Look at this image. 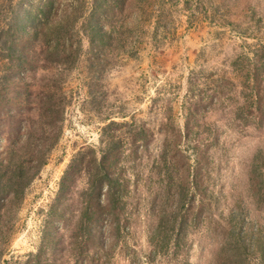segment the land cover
<instances>
[{
  "label": "rangeland",
  "instance_id": "rangeland-1",
  "mask_svg": "<svg viewBox=\"0 0 264 264\" xmlns=\"http://www.w3.org/2000/svg\"><path fill=\"white\" fill-rule=\"evenodd\" d=\"M0 159V264H264V0H0Z\"/></svg>",
  "mask_w": 264,
  "mask_h": 264
},
{
  "label": "trees",
  "instance_id": "trees-1",
  "mask_svg": "<svg viewBox=\"0 0 264 264\" xmlns=\"http://www.w3.org/2000/svg\"><path fill=\"white\" fill-rule=\"evenodd\" d=\"M61 27H58L57 30H59V31L62 30ZM42 28H45V31L50 30V29H47L45 25L41 26V29ZM103 33H106V32H103ZM38 35H39V32L35 31L34 37L36 39H38ZM48 111L50 114L52 112L56 113L55 104H53V105L51 104L50 106H48ZM55 122H57V119L56 120L52 119V121H48V123H46V125L50 129V128L54 127V125H52V123L55 124ZM47 138H48V140L50 139V137H47ZM54 143H55V137L52 136L51 142L49 144H46L47 148L52 147ZM13 162H16V161L13 160ZM0 163L7 165V166L9 165L8 164L9 162H6L5 159L4 160L0 159ZM16 163L17 164H16V166H14L13 174L11 176H9L8 180H7V182H9L13 186V188L11 190H14V191L13 192L10 191L12 193H9V195L10 196L12 195L14 199H17L21 196V193H23L24 189L26 188L28 181L31 179V178L30 179L26 178V180L24 181V176L22 175V173H23L22 172L23 162L18 160ZM41 165L42 164L40 163V166ZM95 168L99 172H102V178H104V180H101V175H100V177H97L98 180L93 179L92 181H89V183H88V188L85 191V193H88L87 202H86L87 207L83 211V216H84L85 221L89 220L88 214H90L92 212L91 211V205L93 206V204H96L99 211H102V209L105 207V205L108 206V211L113 215H115L118 211L117 205H118V200H119V188L122 187L121 183L118 182L114 176H112L108 173L107 167L105 165H103L101 162H98L97 166ZM103 188H105V192H104V194H100L99 192ZM192 189H194V187L192 185H191V187H188V189H187V186L185 187V189H184V186H183V189H180V191L178 193L179 197L177 198V200H179L178 205H180L179 209H181V206L183 208L184 204H187V203H185V201H187V198H189V197L191 198V195H193ZM195 193L200 195V189L196 185H195ZM101 195L104 196L103 197L104 199L101 198ZM106 210H107V208H106ZM165 217L166 216H164V215H161V217H159L158 226H157V228H155V230L152 234L153 236H152L151 242L155 243V246L156 245L159 246L160 243L164 244V242L165 241L167 242V240L169 239V235H168L169 233H167L164 230V229H167L166 226H168L166 224ZM168 222L170 224L171 223L173 224V226L170 227L169 229H174V232L177 231V229H178L177 226H178V224H180V223H178L179 222V213L173 212V214L170 215V220ZM235 246L238 247V249H241L240 251H242V252L248 251L252 248L251 245H249L247 243V241H245V239L238 240L237 244H235ZM163 248H164V246H161V247L159 246L160 250H162Z\"/></svg>",
  "mask_w": 264,
  "mask_h": 264
}]
</instances>
